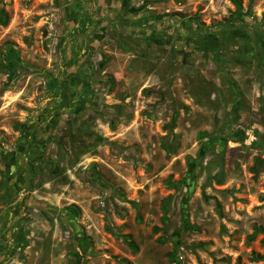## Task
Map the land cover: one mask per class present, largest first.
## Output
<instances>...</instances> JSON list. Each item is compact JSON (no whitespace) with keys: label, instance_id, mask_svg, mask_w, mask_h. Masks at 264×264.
I'll return each instance as SVG.
<instances>
[{"label":"rangeland","instance_id":"obj_1","mask_svg":"<svg viewBox=\"0 0 264 264\" xmlns=\"http://www.w3.org/2000/svg\"><path fill=\"white\" fill-rule=\"evenodd\" d=\"M0 264H264V0H0Z\"/></svg>","mask_w":264,"mask_h":264}]
</instances>
